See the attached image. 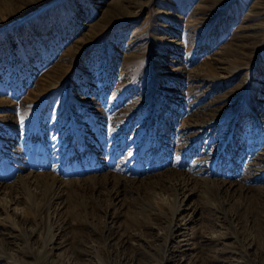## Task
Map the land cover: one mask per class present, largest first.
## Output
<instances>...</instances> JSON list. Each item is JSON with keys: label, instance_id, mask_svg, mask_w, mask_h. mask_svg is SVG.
I'll return each mask as SVG.
<instances>
[{"label": "rangeland", "instance_id": "1", "mask_svg": "<svg viewBox=\"0 0 264 264\" xmlns=\"http://www.w3.org/2000/svg\"><path fill=\"white\" fill-rule=\"evenodd\" d=\"M0 264H264V0H0Z\"/></svg>", "mask_w": 264, "mask_h": 264}]
</instances>
